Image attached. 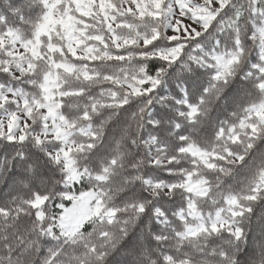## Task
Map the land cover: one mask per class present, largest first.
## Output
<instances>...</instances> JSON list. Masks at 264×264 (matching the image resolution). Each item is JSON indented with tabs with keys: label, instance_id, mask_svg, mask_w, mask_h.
Here are the masks:
<instances>
[{
	"label": "snow or ice",
	"instance_id": "1",
	"mask_svg": "<svg viewBox=\"0 0 264 264\" xmlns=\"http://www.w3.org/2000/svg\"><path fill=\"white\" fill-rule=\"evenodd\" d=\"M0 264H264V0H0Z\"/></svg>",
	"mask_w": 264,
	"mask_h": 264
}]
</instances>
